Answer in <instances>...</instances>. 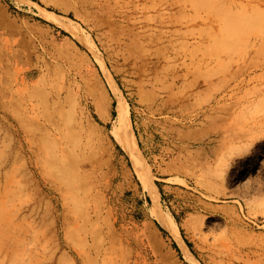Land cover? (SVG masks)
Listing matches in <instances>:
<instances>
[{
    "label": "rangeland",
    "instance_id": "rangeland-1",
    "mask_svg": "<svg viewBox=\"0 0 264 264\" xmlns=\"http://www.w3.org/2000/svg\"><path fill=\"white\" fill-rule=\"evenodd\" d=\"M0 264H264V0H0Z\"/></svg>",
    "mask_w": 264,
    "mask_h": 264
},
{
    "label": "bare ground",
    "instance_id": "bare-ground-1",
    "mask_svg": "<svg viewBox=\"0 0 264 264\" xmlns=\"http://www.w3.org/2000/svg\"><path fill=\"white\" fill-rule=\"evenodd\" d=\"M58 98V96H57ZM56 98V99H57ZM60 102V101H59ZM125 104V103H124ZM124 104L119 103V112L121 115V119H120V127L116 130L113 131L114 135L119 138L122 139V142H124V147L125 149L128 151L130 158L132 160L133 166L137 171H140L142 169L145 168V162L143 160V157L141 155L140 149L138 147V144L135 142L131 131L128 130V128L130 127V115L128 112L125 113V107L123 106ZM124 136V137H122ZM155 191L157 192L158 188L157 186L154 184L153 185ZM157 195H153V215L157 218V220L164 225L165 227L170 228V230L172 231V233L178 237L179 236V230L175 227H170L169 224L167 223V220L165 219V217L162 215V211H160V209L157 207ZM181 246L184 250L185 253V257L187 259H189V261H195L193 256L191 254H189L186 245L183 243V241L181 242Z\"/></svg>",
    "mask_w": 264,
    "mask_h": 264
}]
</instances>
